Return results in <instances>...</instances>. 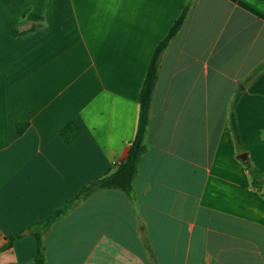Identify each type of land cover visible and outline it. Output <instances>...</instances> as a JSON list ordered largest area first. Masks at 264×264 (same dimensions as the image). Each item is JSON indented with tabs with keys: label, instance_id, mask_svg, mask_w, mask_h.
<instances>
[{
	"label": "crops",
	"instance_id": "obj_1",
	"mask_svg": "<svg viewBox=\"0 0 264 264\" xmlns=\"http://www.w3.org/2000/svg\"><path fill=\"white\" fill-rule=\"evenodd\" d=\"M185 3L0 0V245L20 235L0 264H34L29 230L124 158L149 60ZM263 61L261 0H194L161 64L134 206L95 193L51 226L45 264H155L143 239L157 264H264V73L234 110L260 191L227 131Z\"/></svg>",
	"mask_w": 264,
	"mask_h": 264
},
{
	"label": "trees",
	"instance_id": "obj_2",
	"mask_svg": "<svg viewBox=\"0 0 264 264\" xmlns=\"http://www.w3.org/2000/svg\"><path fill=\"white\" fill-rule=\"evenodd\" d=\"M193 1L194 0H186V3L182 7L179 16L175 19L164 38L159 41V43L153 50L145 72L143 83L137 97L138 111L134 136L132 140L126 145L127 150L124 158L114 167L111 172L95 179L87 186L82 188L71 200L67 201L59 210H57L53 216L36 224L29 230V234L32 235L36 240V252L33 260L34 264H45L43 240L51 226L95 193L104 190H119L123 194H125L128 200L134 206L135 195L133 185L135 177L137 175L139 162L141 160V157L146 152V135L149 125V115L153 102V93L157 84L161 64L169 45L181 30L193 4ZM261 1L264 3V0ZM38 18L39 17L37 16L31 15L28 17V20L34 21ZM263 73L264 61L258 64L241 81L239 86L241 88L235 90L231 100L229 101L227 113V131L231 136L236 154L243 153V150L241 148L236 123V116L234 111L235 105L239 100L241 94L243 93V89L247 88L256 78H258ZM24 128L25 125H18V133L20 134L24 130ZM78 133L79 129L77 128V126L73 123H68L61 129L60 136L66 143H70L75 139ZM245 168L250 177L252 188L255 191H260L263 187V182L259 170L249 162L245 164ZM19 237L20 235L18 234L14 235L7 239L3 244H1L0 253L9 249L14 240ZM143 243L148 255L153 260V262L157 264L147 240L143 239Z\"/></svg>",
	"mask_w": 264,
	"mask_h": 264
},
{
	"label": "water",
	"instance_id": "obj_3",
	"mask_svg": "<svg viewBox=\"0 0 264 264\" xmlns=\"http://www.w3.org/2000/svg\"><path fill=\"white\" fill-rule=\"evenodd\" d=\"M237 158L242 162V163H247V156L245 153H241L237 156Z\"/></svg>",
	"mask_w": 264,
	"mask_h": 264
}]
</instances>
